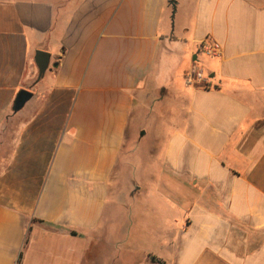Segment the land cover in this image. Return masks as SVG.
<instances>
[{
	"label": "crops",
	"instance_id": "0c3cea01",
	"mask_svg": "<svg viewBox=\"0 0 264 264\" xmlns=\"http://www.w3.org/2000/svg\"><path fill=\"white\" fill-rule=\"evenodd\" d=\"M7 140L0 264H84L137 191L166 264H264V0H0Z\"/></svg>",
	"mask_w": 264,
	"mask_h": 264
},
{
	"label": "rangeland",
	"instance_id": "374dc122",
	"mask_svg": "<svg viewBox=\"0 0 264 264\" xmlns=\"http://www.w3.org/2000/svg\"><path fill=\"white\" fill-rule=\"evenodd\" d=\"M207 57L200 53L199 59L202 61ZM134 112L137 114V108ZM141 123L150 126L152 121L148 123L145 120L138 121V124ZM147 142V140L143 141V145H148ZM11 144V141L7 140L0 148V175L8 168ZM114 182L117 183V181ZM121 190L124 192L125 188ZM145 198L143 192L137 191L126 204L128 205L127 210L130 208L131 211V214H128L129 217L122 218V215L120 217L117 212L116 218L110 220L113 201L116 199V195L111 196L109 208L105 211V216L96 234V242L82 245L83 257L85 256L84 264H158L153 262L152 256L154 255L152 254L165 255V246L162 248L159 243H156L164 240L161 232L163 233L165 229L159 225V222L153 221L159 213L153 208L151 198L149 197L147 201ZM143 199L146 203L142 202ZM151 205L152 208H150ZM108 224L109 227H107ZM124 224H128L127 228L123 227ZM174 227L175 225L168 231L173 230L175 233L177 230Z\"/></svg>",
	"mask_w": 264,
	"mask_h": 264
},
{
	"label": "water",
	"instance_id": "95a60500",
	"mask_svg": "<svg viewBox=\"0 0 264 264\" xmlns=\"http://www.w3.org/2000/svg\"><path fill=\"white\" fill-rule=\"evenodd\" d=\"M50 62H51V55L49 53L44 51L36 52L35 63L38 69L36 82H39L45 76L47 70L52 68L50 67ZM57 66L58 63L53 64V67H57ZM32 97H33V92L29 89H23L19 91L14 101L13 112L18 113L19 111H21L25 107V105L32 99Z\"/></svg>",
	"mask_w": 264,
	"mask_h": 264
},
{
	"label": "built area",
	"instance_id": "2783aa9c",
	"mask_svg": "<svg viewBox=\"0 0 264 264\" xmlns=\"http://www.w3.org/2000/svg\"><path fill=\"white\" fill-rule=\"evenodd\" d=\"M200 50L207 56L215 57L221 54V46L212 39H206L200 47ZM204 78L200 71L192 70L186 76V82L189 85L199 84L203 82Z\"/></svg>",
	"mask_w": 264,
	"mask_h": 264
},
{
	"label": "trees",
	"instance_id": "16d2710c",
	"mask_svg": "<svg viewBox=\"0 0 264 264\" xmlns=\"http://www.w3.org/2000/svg\"><path fill=\"white\" fill-rule=\"evenodd\" d=\"M73 235H76L75 233H72ZM152 260L153 262H156L158 264H166L164 261H162L161 259H158L156 256H152Z\"/></svg>",
	"mask_w": 264,
	"mask_h": 264
}]
</instances>
